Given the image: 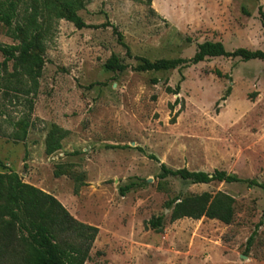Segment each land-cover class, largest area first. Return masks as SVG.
<instances>
[{"label":"rangeland","instance_id":"obj_1","mask_svg":"<svg viewBox=\"0 0 264 264\" xmlns=\"http://www.w3.org/2000/svg\"><path fill=\"white\" fill-rule=\"evenodd\" d=\"M260 8L264 0H0L13 16L0 20V42L17 49L7 64L0 52V172L99 229L85 264H264L262 188L159 177L165 163L264 182V60L137 68L190 59L205 41L264 51ZM203 193L233 199L230 223L171 219L176 202ZM159 215L160 230L147 226Z\"/></svg>","mask_w":264,"mask_h":264},{"label":"trees","instance_id":"obj_2","mask_svg":"<svg viewBox=\"0 0 264 264\" xmlns=\"http://www.w3.org/2000/svg\"><path fill=\"white\" fill-rule=\"evenodd\" d=\"M152 5V0H147ZM264 26V12L260 8ZM13 16L8 12L0 13V20L10 25ZM73 22L82 28L86 23L78 15H73ZM16 47L0 42V52L4 55V64L16 56ZM235 56L244 60L262 59L264 51L239 48L227 52L221 41H205L198 44V50L190 59L166 60L150 62L143 59L137 67L141 71L167 70L182 64H197L209 57ZM221 75L220 72H218ZM174 94L180 92V85L175 89L168 87ZM222 97L225 100L230 94ZM178 103V99L176 101ZM151 159L158 158L150 154ZM179 177L190 180L195 184L212 182L246 183L249 187L258 186L264 190V182L257 178L245 179L225 170L216 169L214 172L193 171L188 168L172 169L161 163L159 177ZM146 180L130 181L120 186L121 195L142 187ZM233 199L222 193L212 196L209 193L185 197L176 202L171 219L183 217L200 219L203 216L217 218L230 223L233 217ZM174 201L167 203L171 208ZM164 215L151 218L147 226L160 230L164 225ZM258 230V229H257ZM257 230L248 241L251 245ZM99 229L77 220L66 207L52 194L25 182L16 171L0 172V264H85Z\"/></svg>","mask_w":264,"mask_h":264}]
</instances>
